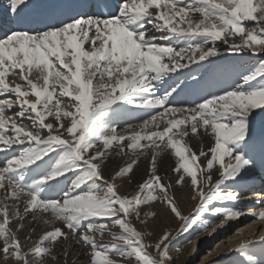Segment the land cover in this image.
Here are the masks:
<instances>
[{
	"label": "snow or ice",
	"instance_id": "snow-or-ice-1",
	"mask_svg": "<svg viewBox=\"0 0 264 264\" xmlns=\"http://www.w3.org/2000/svg\"><path fill=\"white\" fill-rule=\"evenodd\" d=\"M218 42L264 55V0H0L3 264H69L74 246L87 264H173V243L208 231L207 216L224 228L249 214L230 205L264 184V59L227 87L182 98L199 70L224 59ZM113 155L127 157L118 170L108 168ZM169 158L174 182L159 172ZM142 159L134 192H121ZM185 184L196 201L187 215L174 192ZM155 203L181 224L153 244L146 228L158 214L142 209ZM251 215L264 220V209ZM229 251L232 264H264V235Z\"/></svg>",
	"mask_w": 264,
	"mask_h": 264
},
{
	"label": "bare ground",
	"instance_id": "bare-ground-1",
	"mask_svg": "<svg viewBox=\"0 0 264 264\" xmlns=\"http://www.w3.org/2000/svg\"><path fill=\"white\" fill-rule=\"evenodd\" d=\"M141 116H142V114L139 115L138 117H141ZM144 117H146V116H144ZM133 118H135V117H133ZM135 123H137V125H138L139 123H141V120H136ZM120 126L121 125H119L118 127L120 128ZM119 128H118V130H119ZM190 143L195 150H197V151L199 150L200 145L195 139H192L190 141ZM210 143H211V140L209 138H205V140H204L205 148L207 146H209ZM126 160H127V157H125V156L116 157L115 155H113L110 158L108 168L118 170L119 167H122L125 165ZM173 163H174L173 160L171 158H169V160L167 162V166H165L164 164L160 165L159 172L161 175H165L166 178H170L174 182L176 179V176L174 174H172V172H171V167L173 166ZM201 163H203V160H201ZM147 167H148L147 161L142 159L139 162V167L135 170V175L133 177V183L132 184H124V186L121 187V189H120L121 192H129V193L134 192L135 187H136V183L141 179L142 174L146 173ZM213 175H215V173H213ZM247 189H248V191L246 193H243ZM247 189H245L242 192V194H241L242 198H241L240 202L235 203V204H231L230 206L234 207V208H241L243 210V212L249 213V214L242 215L240 218H238L235 221H227L226 222L227 226L224 228L219 227L220 220L222 219V217L207 216L206 219H208L210 221V226L208 228V231H202L199 228H195V232L202 231L201 234L195 236V238L197 239V242H198L197 244H199L201 246L204 243H207L209 241V239L211 240L212 238H214L216 236L222 238L221 235H222L223 231H226V234L228 236L223 241L221 239L218 240V242H217L218 248H217V250H215V251H220V250L226 251V249L229 250L230 248L235 247L237 244H239L241 242V240L253 239V238H256L260 235H264V220H260L256 216L251 215V213H258L260 210L264 209V204H260L257 202L258 196H264L262 194L264 188H262V184L257 180L253 184H251ZM251 189H253V190L255 189V190L252 192H249V190H251ZM174 192H175V195L177 197H182L178 200V203H179L181 209L182 210L186 209V211H184V212H190L192 210L194 204L191 202V191L187 187V184H185L183 193L180 192L179 188L174 189ZM245 197H251V199H245ZM225 206H228V205H225ZM152 208L155 209V212L158 214L157 218L155 220H157V219L164 220L167 223V225H171V226L176 224L173 217L171 218L170 216H168L163 205H161L159 203H155L152 205ZM241 222H243V224L245 225V228L242 225L239 226V223H241ZM15 227H16V225L14 224V229H15ZM213 227H216L217 231L212 236H209V232H211V229ZM36 229H37V232L35 235H39L42 233V231L45 230L42 223L36 225ZM20 235H21V238L23 239V237L26 235V233L21 232ZM35 235L33 237L34 239H35ZM28 246H30V245H28ZM86 252H87V249H85L81 246L72 247L70 249V255L68 257L69 264H71V261L73 259H76L78 264H87V261L84 259L86 257V255H85ZM212 252H214V251H212ZM52 254L57 255L59 257H62L63 256V250L60 247H56L55 251L53 250ZM231 257H232V259L230 261H233L237 258L235 254L231 255ZM208 259L209 260H216V261H214L216 264L221 262L220 260H218V259H220V256H218L217 253H216V255H214L213 257H210ZM56 262L57 263H55V264H63V259H57ZM221 263H223V262H221ZM0 264H3L2 260H0ZM8 264H12V262L9 261ZM44 264H52V263H51V261L48 260V258H46L44 261Z\"/></svg>",
	"mask_w": 264,
	"mask_h": 264
},
{
	"label": "rangeland",
	"instance_id": "rangeland-1",
	"mask_svg": "<svg viewBox=\"0 0 264 264\" xmlns=\"http://www.w3.org/2000/svg\"><path fill=\"white\" fill-rule=\"evenodd\" d=\"M229 42L239 43V37H235L234 40L230 39ZM219 46L223 52L225 45H223V43H219ZM223 55H224V59L219 60L216 64H214L216 70H215V72H213V77H212V78H214L212 80L214 82V85H216L217 83H220V84H218V86H220L219 88L227 87L230 84V82H227V84H226L225 83L226 81H224V82H222V81H223V79H227L228 77L232 76V73H228V72L222 73V71H224L226 68H228L229 64L233 63V61L237 60L240 56H242V55L244 57L247 56L246 53H232L231 51L223 52ZM260 59H264V55H261ZM256 64H257V62H254L251 66H248V67L245 66V68L253 67ZM239 71L240 70L235 71L236 75H238ZM220 75H221V79H220ZM9 79H13V78L10 77ZM225 84H226V86H225ZM214 85H210V86H214ZM196 95L199 96L198 91H197ZM144 118H147V117H144ZM125 127H127V126H120V128L119 127L118 128L120 130V129L125 128ZM252 191L249 190V192H252ZM191 202L194 205L196 203V201H193L192 199H191ZM193 208H194V206H193ZM152 211L155 212V209H153L152 206L145 207L142 209V212H144V213L152 212ZM184 211H186V209L183 210V212ZM188 213L189 212H184L185 215ZM173 219L175 220L176 224L172 225V226L167 225V223L161 219L151 220L150 223L148 224L147 228H146V231H150L152 234L150 236H146V238H145L146 242L154 244L156 242L158 236L160 235L161 231L165 230V229L175 233L179 229L181 222L174 217H173ZM133 223L136 224V226L138 228H141V225L135 219L133 220ZM240 225H242L245 228V225L243 224V222L239 223V226ZM10 227H12L14 229V224L10 225ZM43 227L45 228L44 225H43ZM201 233H202V231L195 232V228H194V230H192L190 233L184 234L179 240H177L173 243V246L170 250V255L175 257L173 264H216L214 262L216 260H209L208 259V258L216 255V253L218 256H220V259H218V260L223 262V263H221L219 261L220 263H217V264H232V261H230V260L232 259L231 255H233V254L232 253L230 254V251L228 249H226V251H221V250L215 251L218 248V245H217L218 240L221 239L223 241L228 236L226 234V231H223V233L221 235L222 238L216 236V237L212 238L211 240L209 239V241L207 243H204L203 245L200 246L199 244H197L198 242H197V239L195 238V236L199 235ZM189 241H191V242H189ZM54 251H55V249H54ZM149 251L153 252V254L155 255L153 249H149ZM209 251L211 254H208ZM212 251H214V252H212ZM84 259L87 261L86 257ZM116 259L118 261V264H132L131 260H122L119 257H117ZM48 260L51 261L52 264L57 263L56 260H52L51 258H48Z\"/></svg>",
	"mask_w": 264,
	"mask_h": 264
}]
</instances>
